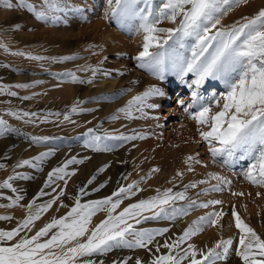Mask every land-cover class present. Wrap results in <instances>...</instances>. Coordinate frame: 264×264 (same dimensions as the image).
Returning a JSON list of instances; mask_svg holds the SVG:
<instances>
[{"label": "rangeland", "instance_id": "374dc122", "mask_svg": "<svg viewBox=\"0 0 264 264\" xmlns=\"http://www.w3.org/2000/svg\"><path fill=\"white\" fill-rule=\"evenodd\" d=\"M11 2L17 6L9 9L0 3V45L6 46L7 49L0 47V85L11 86L8 91L16 92L17 95L0 93V118L6 121V125H0V164L4 165V168L0 169V183L10 175L19 174V178L11 181L13 187L17 189L16 192L0 188V216L11 217L10 220H0V230L8 231L16 228L28 215L29 209L26 205L35 200L32 206V211L35 212L37 207L56 197L61 189L65 190V195L60 197L47 212L41 214L40 219L30 226L31 231H22L20 237H30L53 218L58 219L66 215L74 204V197L79 193L80 183L93 175L96 176L95 181L106 175L104 171L99 175L96 173L107 163H109L107 175L119 170L121 161L127 164L124 169L125 180L116 186L114 191L133 181L139 182V191L125 198L114 215L123 211L129 204L156 196L157 190L161 193L166 189H172L173 193L184 191V186L192 183L191 177L199 171H204L225 177L231 183L221 185L222 191L204 193V189H210L218 183L215 179L205 176L202 180H208V183L187 190L188 200H195L198 203L220 200L222 204L206 209L197 208L186 216H178L176 220L149 219L135 225L137 229H169L163 235L156 236L153 244L149 245L151 252L145 248H117L104 255H94L91 259L95 264H100L101 261L103 264H113L114 261L122 264L124 260H127V264H136L137 259H140L142 264H150L154 256L168 254L169 250L162 247L164 242L174 241L192 221L206 213L222 211L225 215L215 227L204 226L203 231L192 236L182 247L186 248L188 244H193L197 249L206 251L218 240L231 238L233 244L230 246L227 259L219 261L218 264H243L236 255L240 233L235 227L233 210L261 239H264V187L252 184L243 175L249 164L255 161L238 159L241 154L239 152L231 166L224 165L219 158L216 160L212 158L208 151L209 146L201 139L195 121L190 119L189 114L178 102L181 99L184 100L185 105L191 102L190 89L172 71L165 73L164 80H158L147 70L138 67L134 57H131L134 63L131 59L128 60L131 52L127 46H131L137 36L134 31L129 30V25L122 24L117 19L105 18L107 0H60L61 10L48 12L47 19H40L27 8L19 7L18 0ZM28 2L38 10L43 7V0H28ZM262 7L264 0H248L246 4L234 7L223 17L221 24L225 27L230 26L242 17L253 16ZM160 26L174 27L167 21ZM108 33L112 36L109 39L105 38ZM117 39H120L118 44L115 42ZM16 52H23L26 55H14L13 53ZM28 54L47 59H29ZM65 56L77 58L63 62H53L51 59ZM88 67H98L100 70L95 74L92 71L81 70ZM69 72L78 77L77 82H72L71 77L67 75ZM105 72L110 75L106 76ZM184 79L190 82L194 77L189 74ZM89 80L92 82L87 83L86 81ZM169 82L176 85L168 99L164 100ZM99 83L103 86L99 92H93ZM17 84H28L30 87L17 88L15 87ZM153 85L160 88L163 95L150 97L147 103L157 107H144L143 115L134 110L132 119L126 118L123 113L119 114V119H111L117 109L124 107L134 96ZM178 86L182 89L179 92ZM224 90L221 81L209 79L200 91L204 97H208ZM78 102H82L79 103V108L82 110L72 113V106ZM52 105H56L57 108H53ZM191 111L193 109H189V112ZM9 112L36 113V116L17 119L9 115ZM57 113L59 115H56ZM65 114L69 115V120L64 119ZM89 128L97 129V134L101 136L105 132L117 134L122 132L126 136L135 138L127 141H104H115L116 146L109 145L110 151H96L112 152L109 162L99 163L92 157L98 158L102 155H93L91 152L94 149L85 145L88 137L83 134ZM146 136L156 137L152 139H156L157 142L149 154L141 151V160L136 163L135 160L139 159V147L142 148L145 141L143 138ZM33 137L49 139L35 143ZM12 138L16 139L15 143L9 142ZM104 142L101 147L106 145ZM121 144L123 146H120ZM73 146H82L83 149H89V152L86 153L84 150V154L80 156L71 155L70 152L74 149L70 148ZM63 148L69 149L61 153V160L56 159L59 157V150ZM48 151L54 154L47 157L39 168L32 166L14 168L19 161L31 159L41 152ZM69 154L70 158L67 156ZM190 156L195 159L184 163ZM72 157H76L82 163L68 165L66 171L74 172L75 175L65 178L67 185L64 180H56L44 189L45 195L38 197L37 194L43 188L48 173ZM170 162L175 163V169L172 171L166 169ZM193 163H197V166ZM218 165L222 168L219 167L222 170L220 172L217 170ZM187 167H191L192 171L184 172L183 169ZM151 168L159 171L153 172ZM178 172L183 175L178 176ZM167 178L168 183H164ZM113 192L106 196L98 192L81 195V203L101 200ZM233 193H243V195H233ZM18 195L23 196L20 206L8 207L7 205ZM188 200L177 201V205L184 206ZM107 215L106 210L96 212L91 218L89 227H95L106 219ZM144 215L151 213L145 212ZM129 223L135 224L133 220ZM20 237L8 243H15ZM47 238L44 237L42 240ZM128 238L132 239L131 236ZM157 245L161 246L159 252L156 251ZM184 264L188 262L185 261Z\"/></svg>", "mask_w": 264, "mask_h": 264}, {"label": "snow or ice", "instance_id": "6c2138e0", "mask_svg": "<svg viewBox=\"0 0 264 264\" xmlns=\"http://www.w3.org/2000/svg\"><path fill=\"white\" fill-rule=\"evenodd\" d=\"M247 2L248 0H107L105 18L117 19L122 24L129 25L130 31L142 37L141 50L134 57L138 67L147 70L158 80H164L165 73L172 71L187 85L190 89L191 102L186 105L182 99L178 102L189 114L190 119L195 121L201 139L209 146L208 151L212 158L214 160L219 158L226 166H231L238 152L241 153L238 159L254 160L255 162L249 164L243 175L252 184L264 187V7L253 16L242 17L230 26L225 27L221 24L223 17L234 7ZM0 3L9 9L17 6L11 0H0ZM18 4L19 7L27 8L35 13L40 19H47L48 12L61 10L60 0H43V7L39 10L28 0H18ZM165 21L174 27H161L160 25ZM0 47L6 49L4 45ZM13 54L26 55L23 52ZM28 58L47 59L30 54ZM76 58V56H65L51 59L53 62H63ZM81 70L92 71L95 74L100 69L88 67ZM104 74L110 75L107 72ZM189 74L194 77L190 82L184 79ZM67 75L71 77L72 82L78 81L74 73L69 72ZM209 79L221 81L225 90L219 94L204 97L200 90ZM10 87L0 85V93L7 92L10 96H16V92L8 91ZM15 87L28 88L30 85L17 84ZM161 95H163L162 90L153 85L143 93L134 96L124 107L117 109L111 119H119L120 113L132 119L134 110L143 115L144 107H157L154 104H148V98ZM79 103L82 102L72 106V113L82 110L79 108ZM189 109L193 111L189 112ZM8 114L17 119L36 116V113L29 112H9ZM64 119L69 120V115L65 114ZM0 125H6V121L2 118H0ZM202 128L208 130H201ZM83 135L88 137L85 145L96 151L111 150L107 145L101 147L104 141H127L135 138L126 136L122 132L118 134L105 132L101 136L97 134V129L93 128H89ZM48 139V137H33L35 143ZM53 154L51 151L41 152L31 159L19 161L14 168L24 166L39 168L46 158ZM194 159L190 156L186 163ZM75 163H82V161L72 157L61 166L53 168L48 173L43 188L37 194L38 197L45 195L44 189L56 180H64L67 185L65 178L75 173H69L66 169L68 165ZM2 168L4 165L0 164V169ZM188 170L192 171L191 167ZM98 171L102 172L104 168ZM152 171L158 172L159 169H152ZM177 175L182 176L183 173L178 172ZM17 178L19 174L10 175L0 183V188L16 192L17 189L13 187L11 181ZM209 178L215 179L218 183L210 189H204V193L222 191L221 185L231 183L227 178L215 173H209ZM95 179L96 176L93 175L87 184H92ZM206 183L208 180L192 182L184 186V191L175 193L172 189H166L162 193L157 190L156 196L129 204L115 215L116 209L123 200L139 191L138 181L121 186L101 200H92L87 203H81V195L88 194L85 187H81L74 197L73 206L66 215L58 219L53 218L30 237H20L22 231H31L30 226L65 195V190L61 189L56 197L37 207L35 212L32 211L35 203L33 200L26 205L29 209L28 215L16 228L8 231L0 230V264H95L91 257L97 254L104 255L117 248H145L151 252L149 245L153 244L156 236L163 235L169 229H137L135 225L149 219L176 220L178 216H186L197 208L206 209L222 204L220 200L199 203L188 200L186 192L189 188ZM100 187L104 185L101 184ZM93 191H99V189L96 188ZM233 195H243V193H233ZM21 200L23 196L18 195L7 206H20ZM183 200H188L186 205L178 206L177 201ZM62 206L66 207V205ZM104 210L108 213L107 218L90 228L92 216ZM145 212H150L151 215H144ZM224 215L222 211H213L192 221L174 241L164 242L162 247L169 250L168 254L154 256L150 264H184L185 261L188 264H218L219 261L226 260L230 246L233 244L231 238L218 240L206 251L197 249L193 244H188L186 248L182 247L192 236L203 231L204 226L215 227ZM232 216L235 219V227L240 233L236 255L243 264H264V239H261L254 229L244 223L235 210ZM10 219L11 217L8 216H0V220ZM130 220H133L135 224L129 223ZM129 236L132 239H129ZM16 237L20 239L15 243H8ZM44 237L48 238L42 240ZM160 247L157 245V252ZM100 264L103 262L101 261ZM113 264H121V262L114 261ZM122 264H127V260H124ZM136 264H142V261L137 259Z\"/></svg>", "mask_w": 264, "mask_h": 264}, {"label": "bare ground", "instance_id": "6f19581e", "mask_svg": "<svg viewBox=\"0 0 264 264\" xmlns=\"http://www.w3.org/2000/svg\"><path fill=\"white\" fill-rule=\"evenodd\" d=\"M137 36V38L135 39V40H133V43L131 44V46H127V49L131 52V55L128 57V60H130L131 59V61H132V58L131 57H135L137 54H138V52L141 50V42H142V37L141 36H138V35H136ZM112 36H111V34L110 33H108V34H106V36H105V38H107V39H109V38H111ZM119 37V36H118ZM102 38V37H101ZM120 38V37H119ZM119 41H120V39H117L115 42H116V44H118L119 43ZM134 59V58H133ZM134 61H135V59H134ZM134 61H132L133 63H134ZM136 63H137V61H136ZM101 83H103V82H101ZM101 83H99V85L94 89V91L93 92H99V89L101 88V86H103ZM176 85V83H173V82H169V85L167 86V90H166V95H165V99L164 100H166V99H168V97H169V95L172 93V90H173V88H174V86ZM181 87L180 86H178V88H177V90H178V92L179 91H181L182 89H180ZM180 89V90H179ZM175 90V89H174ZM91 92V91H90ZM89 93V92H88ZM172 96V95H171ZM51 106V105H50ZM52 107L53 108H57V106L56 105H52ZM41 108H45V107H41ZM162 108V107H161ZM177 109V108H176ZM166 115V114H165ZM28 137V136H27ZM152 138H156V137H152ZM151 137H148V136H146V137H144L143 139H145V141L143 142V145H142V148H141V146L139 147V153H138V156H139V159L137 158L136 160H135V162L136 163H138L139 162V160H141V156H142V153H141V151H143V152H145V153H147V154H149L150 153V151L152 150V148L155 146V144H156V139H152ZM16 139H9V142H11V143H13L14 141H15ZM15 143V142H14ZM107 146H109V145H112L113 144V146L115 147L116 145H115V141H108V142H104ZM69 148H63V149H60L59 150V157H57L56 159H60L61 160V153L62 152H65V151H67ZM70 149H74V150H72V152H70L71 153V155L73 154H77L78 156H80V155H82V154H84V150H86V153L87 152H89V149H87V148H82V146H73V147H71ZM78 149V150H77ZM74 151V152H73ZM93 155H102L101 157H92V158H94L97 162H99V163H101V162H109V158H111L110 157V154L112 153V152H105V153H102V152H96V150H93V152H91ZM71 155L69 154V155H67L68 156V158H70L71 157ZM65 156H63V158H64ZM5 160H7V159H5ZM50 160V159H49ZM48 160V161H49ZM145 162V161H144ZM146 163V162H145ZM184 163H186V161H184ZM183 163V166L185 165ZM194 165H196L197 166V163H193ZM107 165H109V163H107L106 164V166L104 167V172L106 173V175H104V176H102L99 180H94L93 182H92V184H87V181L89 180L88 178H86L82 183H80V186H78V188L80 189L81 187H85V190H86V192L87 193H90V192H98V194H100V195H103V196H106V195H108L110 192H113L114 191V189L116 188V186H118L121 182H123L124 180H125V175H124V169L126 168V166H127V164H126V162H124V161H121L120 162V165H119V170H120V172H119V170H114L112 173H109L108 175H107V169H108V167H107ZM166 166V165H165ZM177 166V165H176ZM187 166V165H186ZM219 167L221 168V166L220 165H218L217 166V170L220 172V171H222L221 169H219ZM152 169V168H151ZM166 169H171V171H172V169H175V163H172V162H170L169 164H168V168L166 167ZM188 167L187 168H184L183 169V171L184 172H186L187 173V171H188ZM101 172H98V173H96L97 175H99ZM194 175V174H193ZM205 176H209V174L208 173H206V172H204V171H199L198 173H196L195 174V176H193V177H191V179H192V181L191 182H196V181H200V180H202V178L203 177H205ZM91 179V178H90ZM190 179V180H191ZM164 183H168V178L167 179H165L164 180ZM101 184H103L104 185V187H100V185ZM198 186L199 185H201L202 186V184H197ZM96 188H98L99 189V191H93V189H96ZM46 192V191H45ZM48 195V194H47ZM94 195H96L95 193H94ZM206 195V194H205ZM187 218H188V216H187Z\"/></svg>", "mask_w": 264, "mask_h": 264}]
</instances>
